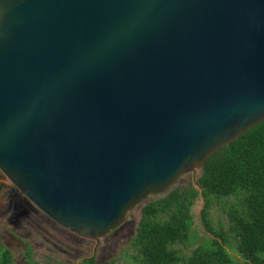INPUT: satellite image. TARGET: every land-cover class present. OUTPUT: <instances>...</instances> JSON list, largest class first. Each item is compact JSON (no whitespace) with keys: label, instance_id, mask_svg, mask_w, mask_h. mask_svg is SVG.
I'll return each instance as SVG.
<instances>
[{"label":"water","instance_id":"water-1","mask_svg":"<svg viewBox=\"0 0 264 264\" xmlns=\"http://www.w3.org/2000/svg\"><path fill=\"white\" fill-rule=\"evenodd\" d=\"M263 119L264 0H0L15 227L97 238Z\"/></svg>","mask_w":264,"mask_h":264},{"label":"trees","instance_id":"trees-1","mask_svg":"<svg viewBox=\"0 0 264 264\" xmlns=\"http://www.w3.org/2000/svg\"><path fill=\"white\" fill-rule=\"evenodd\" d=\"M199 198L201 221L210 235L184 253L178 246L196 240ZM141 213L130 244L136 263L264 264V119L210 155L196 183L174 185L147 200ZM27 247L29 264H40ZM0 264H18L1 242ZM74 264L98 262L91 256Z\"/></svg>","mask_w":264,"mask_h":264},{"label":"rangeland","instance_id":"rangeland-1","mask_svg":"<svg viewBox=\"0 0 264 264\" xmlns=\"http://www.w3.org/2000/svg\"><path fill=\"white\" fill-rule=\"evenodd\" d=\"M200 172L201 169H198L196 176L191 171L184 173L174 185L194 182ZM14 188L13 182L0 169V242L11 249L14 260L18 264H29L27 246L32 250V258L39 261L40 264H74L85 257L91 256L96 257L98 264H141L133 261L132 256L136 252L130 245L131 238L135 234L141 218L142 206L147 200L157 195H151L145 202L133 207L119 226L106 234L92 238L65 228L41 210L33 211L30 218L40 220L45 227L44 230L36 227L35 224L32 225V223L25 224V229L15 227L9 222L15 201V196L12 195ZM23 201L26 202L25 199ZM10 203L12 206L7 210ZM202 206L203 200L199 198L194 206L196 240L191 244L178 246L184 253L190 252L191 248L210 235L201 221L200 211ZM214 217V223L218 225L217 212H215ZM222 219L224 220V216ZM235 256L238 258L237 255Z\"/></svg>","mask_w":264,"mask_h":264},{"label":"flooded vegetation","instance_id":"flooded-vegetation-1","mask_svg":"<svg viewBox=\"0 0 264 264\" xmlns=\"http://www.w3.org/2000/svg\"><path fill=\"white\" fill-rule=\"evenodd\" d=\"M31 221H32V222H31L32 225L35 224V226H36V227H40L41 230H44V229H45L43 223H42L40 220H38L37 218H35V219H34V218H31ZM18 222H19V221H18ZM17 226H18V227H21V228H23V229H25V228H24L25 226L22 227V224H18V223H17Z\"/></svg>","mask_w":264,"mask_h":264}]
</instances>
